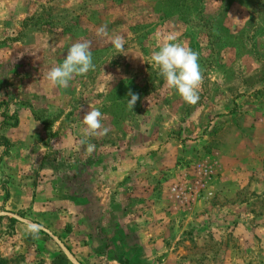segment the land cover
<instances>
[{
  "label": "rangeland",
  "instance_id": "obj_1",
  "mask_svg": "<svg viewBox=\"0 0 264 264\" xmlns=\"http://www.w3.org/2000/svg\"><path fill=\"white\" fill-rule=\"evenodd\" d=\"M161 33L199 55L195 105ZM84 41L95 69L50 87ZM0 264H264V0H0Z\"/></svg>",
  "mask_w": 264,
  "mask_h": 264
},
{
  "label": "clouds",
  "instance_id": "obj_2",
  "mask_svg": "<svg viewBox=\"0 0 264 264\" xmlns=\"http://www.w3.org/2000/svg\"><path fill=\"white\" fill-rule=\"evenodd\" d=\"M107 26L98 28L96 35L98 37L108 36ZM158 40L161 43L157 50L151 54V66L165 81L166 87L174 94L178 95L183 102L189 105H195L200 100L199 89L202 85L203 77L199 64V55L191 48L177 42L174 34H159ZM109 43L117 53H124L126 41L120 36L109 38ZM95 69L93 63V54L91 51V42H76L67 49V54L63 62L52 67L46 74V81L54 89H63L69 86L74 77L86 75L89 71ZM131 97L127 102V107L132 111L137 100V94L129 93ZM104 114L99 108H92L83 117V134L85 138L106 135L109 131L103 124ZM83 146L87 143L86 139L79 141ZM94 145L87 144V152L94 150Z\"/></svg>",
  "mask_w": 264,
  "mask_h": 264
}]
</instances>
